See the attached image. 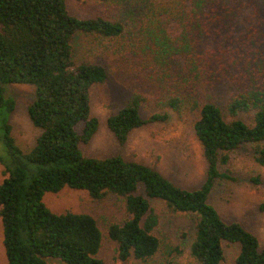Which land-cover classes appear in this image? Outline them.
Returning <instances> with one entry per match:
<instances>
[{
	"label": "trees",
	"instance_id": "obj_1",
	"mask_svg": "<svg viewBox=\"0 0 264 264\" xmlns=\"http://www.w3.org/2000/svg\"><path fill=\"white\" fill-rule=\"evenodd\" d=\"M68 0H0V108L4 86H32L27 108L40 131L23 151L4 124L8 154L0 184V222L6 264H104L102 233L87 213L51 212L46 194L83 191L93 200L115 197L128 216L107 227L117 258L150 264L161 250L155 232L159 201L175 214L195 217L189 254L196 264H221L224 245L237 244L235 264H264V247L239 222H226L210 203L213 191L235 183L231 155L242 148L264 167V0H95L112 11L80 19ZM77 33L124 41L131 60L147 71L162 109L196 113L194 136L206 163L205 179L194 190L181 188L158 171L122 156L86 157L99 121L91 109V90L106 82L103 65L78 61ZM126 61V62H128ZM148 99L135 92L106 120L119 146L144 126L168 120L167 112L141 115ZM247 119H249L247 121ZM264 188L260 174L249 179ZM258 211L264 214V203ZM182 254L172 247L167 264Z\"/></svg>",
	"mask_w": 264,
	"mask_h": 264
},
{
	"label": "rangeland",
	"instance_id": "obj_2",
	"mask_svg": "<svg viewBox=\"0 0 264 264\" xmlns=\"http://www.w3.org/2000/svg\"><path fill=\"white\" fill-rule=\"evenodd\" d=\"M67 10L71 16L80 19L105 17L112 11L107 5L95 0H68ZM124 45L123 40H98L83 33H77L72 41L76 60L99 63L108 75L106 82L91 90L92 114L98 119L99 127L89 143L80 145L82 153L92 158L122 156L149 166L181 188H199L205 179L206 163L193 131L197 114L187 111L176 114L157 105L156 101L163 100L164 95L155 93L156 87L147 79V71L136 67L131 60L120 58L128 52ZM135 92L148 99V103L141 107L143 117L155 112H167L169 118L165 122L134 130L127 143L119 146L106 128V120L122 108ZM4 99L7 104L0 108V184L7 176L3 165L9 161L2 141L4 124L11 127V136L23 151H29L40 135L27 115V108L35 99L33 87L24 84L6 85ZM229 169L236 182L217 187L210 196V203L224 221H237L253 232L260 248H263L264 214L258 211V207L264 203V188L251 186L249 179L257 174L264 177V167L253 160L248 148H242L231 155ZM43 202L56 214L70 211L93 216L102 233L99 258L104 264H130L117 258L116 244L107 236V227L111 223H122L128 218L120 200L111 196L93 200L83 191L64 190L58 194H46ZM152 206L160 212L155 234L161 242V250L150 264H167L165 257L172 247L177 246L182 254L173 258L176 264H196L189 254L195 217L175 214L159 201H153ZM238 251L237 244L224 245V260L221 264H235ZM50 263L59 264L56 261ZM0 264H6L1 222Z\"/></svg>",
	"mask_w": 264,
	"mask_h": 264
}]
</instances>
